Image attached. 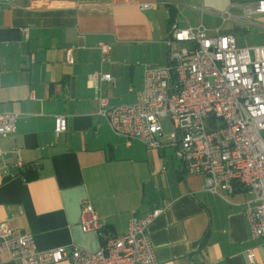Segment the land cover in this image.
<instances>
[{
	"label": "crops",
	"instance_id": "1",
	"mask_svg": "<svg viewBox=\"0 0 264 264\" xmlns=\"http://www.w3.org/2000/svg\"><path fill=\"white\" fill-rule=\"evenodd\" d=\"M259 1L0 0V110L19 114L16 133L0 138V223L32 234L41 251L75 245L96 253L103 236L127 232L133 213L143 217L167 202L149 228L159 264H249V251L264 264V238L251 236L245 216L253 196L240 188L211 194L171 149L128 145L98 116L90 81L110 73L115 81L100 83L109 104H134L147 70L166 65L174 25H202L234 36L238 48H264V15L244 11ZM99 43L112 48L106 62ZM57 116L67 118L60 135ZM85 204L103 234L82 230ZM0 264L17 263L0 254Z\"/></svg>",
	"mask_w": 264,
	"mask_h": 264
},
{
	"label": "built area",
	"instance_id": "2",
	"mask_svg": "<svg viewBox=\"0 0 264 264\" xmlns=\"http://www.w3.org/2000/svg\"><path fill=\"white\" fill-rule=\"evenodd\" d=\"M144 10L149 5L142 6ZM246 17L264 15V0L245 8ZM28 28L24 29L28 39ZM167 63L144 75L143 90L130 105L111 106L101 82H114L110 73H95L90 81L99 101L98 116L129 145L171 149L188 175L204 178L206 191L220 195L237 188L253 196L245 216L251 236L264 238V48H238L234 36L213 35L204 27L174 25L166 41ZM106 62L111 46L99 43ZM67 60L73 63L71 51ZM19 114L0 110V138L13 136ZM169 122L166 131L163 123ZM67 118L57 116L54 132L67 131ZM19 155V150L14 149ZM6 155L0 147V157ZM18 167H23L18 159ZM163 208L143 217L133 213L127 232L105 238L96 253L75 245L41 251L32 234H15L8 222L0 223V254L17 264H159L149 236L150 226ZM84 232L104 228L90 204L81 215ZM249 264H258L253 251Z\"/></svg>",
	"mask_w": 264,
	"mask_h": 264
},
{
	"label": "rangeland",
	"instance_id": "3",
	"mask_svg": "<svg viewBox=\"0 0 264 264\" xmlns=\"http://www.w3.org/2000/svg\"><path fill=\"white\" fill-rule=\"evenodd\" d=\"M163 125H164L166 131L169 130V122L165 121V122L163 123Z\"/></svg>",
	"mask_w": 264,
	"mask_h": 264
},
{
	"label": "trees",
	"instance_id": "4",
	"mask_svg": "<svg viewBox=\"0 0 264 264\" xmlns=\"http://www.w3.org/2000/svg\"><path fill=\"white\" fill-rule=\"evenodd\" d=\"M173 16H174V14H173ZM104 233V232H103Z\"/></svg>",
	"mask_w": 264,
	"mask_h": 264
}]
</instances>
